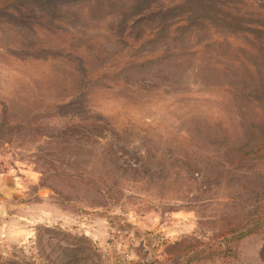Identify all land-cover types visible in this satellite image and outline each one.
<instances>
[{"label": "rangeland", "instance_id": "obj_1", "mask_svg": "<svg viewBox=\"0 0 264 264\" xmlns=\"http://www.w3.org/2000/svg\"><path fill=\"white\" fill-rule=\"evenodd\" d=\"M0 264H264V0L2 8Z\"/></svg>", "mask_w": 264, "mask_h": 264}, {"label": "trees", "instance_id": "obj_2", "mask_svg": "<svg viewBox=\"0 0 264 264\" xmlns=\"http://www.w3.org/2000/svg\"><path fill=\"white\" fill-rule=\"evenodd\" d=\"M17 1L18 0H0V10L2 8L8 7V5L9 6L14 5V3H16ZM201 6L202 7H200V12L201 11L209 12L210 8L213 7L210 5L208 6L207 3L201 4ZM198 8L199 7L195 9L198 10ZM205 15H208V14L206 13ZM227 17H231V16H227ZM257 227L249 225V224H245V225L234 226L231 229H228L227 233L223 235L222 239L216 241L211 246V249L209 252H207V255H212V257H216V256H227V255L234 254V252L231 251L232 247L235 246L237 248L239 242L242 241L244 238L253 234L255 230L257 229ZM227 237H230V238L228 239ZM188 245L189 244H186L185 241L174 242L166 248V252L169 254L181 253L183 251H189L190 248H193V250H190V251H193L197 255L196 259L198 258L199 260L203 258L202 253L206 254L205 250L199 249L197 246L192 247ZM226 250H228V252Z\"/></svg>", "mask_w": 264, "mask_h": 264}]
</instances>
